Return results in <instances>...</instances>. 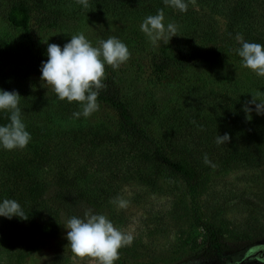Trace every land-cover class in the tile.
Returning a JSON list of instances; mask_svg holds the SVG:
<instances>
[{
  "label": "trees",
  "instance_id": "16d2710c",
  "mask_svg": "<svg viewBox=\"0 0 264 264\" xmlns=\"http://www.w3.org/2000/svg\"><path fill=\"white\" fill-rule=\"evenodd\" d=\"M89 5L0 0V19L22 38L16 46L0 44V70L41 80L51 33L104 16L140 26L162 8L181 36L149 47L148 69L153 86L168 95L162 104L148 92L150 100L139 112L118 71L106 65L99 110L77 118L79 102L60 100L50 88L41 103L33 104L18 80L0 73V89L21 95L19 107L32 137L24 149L0 145V203L14 199L28 215L26 220L0 216V264H65L72 254L65 221L88 209L107 216V195L128 177L175 179L191 192L189 215L202 234L176 264H202L264 241L262 230L229 240L205 215L201 201L212 173L264 166V115L253 111L248 120L243 110L252 94L264 100V77L243 67L236 51L241 47L237 34L264 45V0H196L186 12L163 0H89ZM238 70L239 77L231 76ZM188 74L189 80L181 78ZM9 116L0 110V125L9 123ZM226 132L230 143L218 145L217 135ZM205 154L210 164L204 163ZM38 213L46 219L41 229L32 220Z\"/></svg>",
  "mask_w": 264,
  "mask_h": 264
},
{
  "label": "rangeland",
  "instance_id": "374dc122",
  "mask_svg": "<svg viewBox=\"0 0 264 264\" xmlns=\"http://www.w3.org/2000/svg\"><path fill=\"white\" fill-rule=\"evenodd\" d=\"M81 32L93 46H98L100 40H106L109 36L118 37L128 46L131 57L117 71L139 112L142 102L150 100V91H154L159 102L164 103L168 92H160L153 86L148 69L149 47L155 48L161 42L153 44L140 26L133 25L129 20L109 16L88 19L55 31L49 35L48 42L63 48L71 35ZM20 35L18 29L0 19V44L16 46L22 41ZM14 71L5 68L0 73H10V77L21 84V92L24 90L29 95L30 102L41 103L51 86L42 80L20 78L19 72ZM240 72L238 70L231 76L239 77ZM191 77V74L187 78L181 76L185 81ZM221 81L224 82V79ZM186 84L189 86V81ZM201 195L205 215L216 221L229 240L246 234L253 237L258 230L264 231V166H244L221 174L212 173L204 183ZM190 196L187 187L175 179L125 178L119 187L107 195L105 201L107 217L114 226L134 236L131 246L119 250V259L114 264H176L200 240L202 234L189 215ZM120 201L125 202L126 206L120 207ZM32 220L40 229L46 222L44 215L39 213L33 215ZM263 242H255L249 248L232 251L220 259L207 260L202 264H226ZM65 264H98V261L87 256L78 257L72 252ZM247 264L264 262L252 260Z\"/></svg>",
  "mask_w": 264,
  "mask_h": 264
},
{
  "label": "clouds",
  "instance_id": "9594fccd",
  "mask_svg": "<svg viewBox=\"0 0 264 264\" xmlns=\"http://www.w3.org/2000/svg\"><path fill=\"white\" fill-rule=\"evenodd\" d=\"M189 2L195 5L196 0H163L165 6L180 12L188 10ZM77 3L85 9L90 7L89 0H77ZM140 29L153 44H168L172 37L181 36L176 23L166 22L162 8L158 9L155 15H148L141 23ZM236 40L241 45L236 51L242 58V66L264 77V45L248 42L241 34H237ZM47 56L48 59L41 62V80L51 86L60 100L79 102L82 108L73 115L77 118L81 115L87 118L100 108L99 92L106 87L105 66H111L113 70L119 69L130 59L131 52L116 36H109L106 40H100L98 46H93L81 32L71 35L70 41L65 43L63 48L59 44L49 43ZM20 98L18 91L0 89V110L10 113V122L0 125V145L5 150L24 149L32 139L22 118ZM243 110L248 120H251L253 111L257 115H264V100L252 94L251 99L243 105ZM230 141L231 136L227 132L218 134L215 140L218 145L228 144ZM204 163H211L207 154L204 156ZM119 206L125 207V202L120 201ZM0 216L8 219L14 216L28 219V215L14 199H4L0 203ZM63 225L67 229L66 239L71 251L78 257L94 258L98 264H114V261L119 259V250L131 246L134 240L130 232L117 228L105 214L94 213L91 209L86 210L82 217H70Z\"/></svg>",
  "mask_w": 264,
  "mask_h": 264
},
{
  "label": "water",
  "instance_id": "95a60500",
  "mask_svg": "<svg viewBox=\"0 0 264 264\" xmlns=\"http://www.w3.org/2000/svg\"><path fill=\"white\" fill-rule=\"evenodd\" d=\"M259 260L264 262V243H259L246 252L239 259H236L233 264H242L246 261Z\"/></svg>",
  "mask_w": 264,
  "mask_h": 264
},
{
  "label": "flooded vegetation",
  "instance_id": "af4514ba",
  "mask_svg": "<svg viewBox=\"0 0 264 264\" xmlns=\"http://www.w3.org/2000/svg\"><path fill=\"white\" fill-rule=\"evenodd\" d=\"M235 262V260H231V261H228L226 264H233ZM247 263L249 262V261H246ZM260 262H262V261H260ZM245 263V262H244Z\"/></svg>",
  "mask_w": 264,
  "mask_h": 264
}]
</instances>
